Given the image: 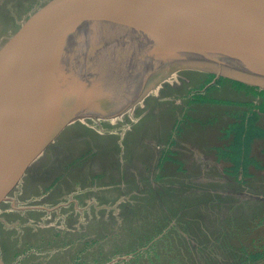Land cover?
<instances>
[{
	"label": "rangeland",
	"instance_id": "rangeland-1",
	"mask_svg": "<svg viewBox=\"0 0 264 264\" xmlns=\"http://www.w3.org/2000/svg\"><path fill=\"white\" fill-rule=\"evenodd\" d=\"M85 1L0 0V55ZM124 49L100 94L135 98L61 126L2 190L0 264H264V88L177 59L143 78Z\"/></svg>",
	"mask_w": 264,
	"mask_h": 264
},
{
	"label": "water",
	"instance_id": "water-1",
	"mask_svg": "<svg viewBox=\"0 0 264 264\" xmlns=\"http://www.w3.org/2000/svg\"><path fill=\"white\" fill-rule=\"evenodd\" d=\"M123 46L149 59L143 78L177 59L264 88V0H86L54 35L0 55V195L61 126L135 98L100 94Z\"/></svg>",
	"mask_w": 264,
	"mask_h": 264
},
{
	"label": "bare ground",
	"instance_id": "bare-ground-1",
	"mask_svg": "<svg viewBox=\"0 0 264 264\" xmlns=\"http://www.w3.org/2000/svg\"><path fill=\"white\" fill-rule=\"evenodd\" d=\"M169 87H170V84L168 83V82H165V83H163V84H161L160 86H158V88L156 89V91H155V93H156V96L158 95V96H160L161 94H163V93H165L168 89H169ZM145 103V102H144ZM142 104H143V102H142ZM145 107V106H144ZM141 108V107H140ZM143 108V107H142ZM125 109V108H124ZM137 109V108H136ZM123 109H117V110H114L113 112H108V113H103V114H97V115H95V116H86V117H82L81 119H80V121H82V122H84V123H86V122H88V121H90V120H88V118L87 117H100V116H106V117H110V116H112V115H116V114H118L120 111H122ZM135 111V110H134ZM137 111V110H136ZM123 118L122 119H124L126 116H122ZM78 119V120H79ZM91 119V118H90ZM115 121H116V119H115ZM76 122H78L77 120H76ZM81 123V122H80ZM77 124H79V122L77 123ZM79 126V125H78Z\"/></svg>",
	"mask_w": 264,
	"mask_h": 264
}]
</instances>
